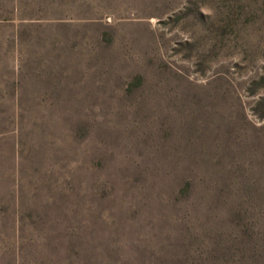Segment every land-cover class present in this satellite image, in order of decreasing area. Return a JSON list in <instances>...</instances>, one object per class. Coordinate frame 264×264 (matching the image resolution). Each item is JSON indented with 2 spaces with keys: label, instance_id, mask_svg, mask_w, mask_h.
<instances>
[{
  "label": "rangeland",
  "instance_id": "rangeland-1",
  "mask_svg": "<svg viewBox=\"0 0 264 264\" xmlns=\"http://www.w3.org/2000/svg\"><path fill=\"white\" fill-rule=\"evenodd\" d=\"M0 264H264V0H0Z\"/></svg>",
  "mask_w": 264,
  "mask_h": 264
}]
</instances>
